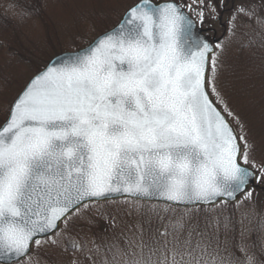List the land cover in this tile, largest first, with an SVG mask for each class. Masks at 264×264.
I'll use <instances>...</instances> for the list:
<instances>
[{
	"label": "snow or ice",
	"instance_id": "6c2138e0",
	"mask_svg": "<svg viewBox=\"0 0 264 264\" xmlns=\"http://www.w3.org/2000/svg\"><path fill=\"white\" fill-rule=\"evenodd\" d=\"M182 7L190 6L136 0L86 48L52 59L7 106L0 264L30 261L42 238L57 245L60 224L93 199L215 205L250 197L252 182L264 181V163L250 160L244 135L216 106L224 103L216 54ZM161 235L171 239L108 245L104 264H240L223 255L227 240L183 217Z\"/></svg>",
	"mask_w": 264,
	"mask_h": 264
},
{
	"label": "rangeland",
	"instance_id": "374dc122",
	"mask_svg": "<svg viewBox=\"0 0 264 264\" xmlns=\"http://www.w3.org/2000/svg\"><path fill=\"white\" fill-rule=\"evenodd\" d=\"M135 2L0 0V122L11 101L51 59L87 47L116 26ZM174 2L190 6L182 8L200 28L209 30L206 36L210 40L213 30L217 38L223 36L216 47V86L224 102L218 105L228 114L224 109L227 104L233 113L228 116L250 146V160L264 163V0ZM241 6L248 14L238 11ZM241 143L244 147V141ZM250 192V197L243 196L235 205L213 207L178 208L134 200L89 204L72 215L67 226L63 224L54 237L57 245L43 240L25 264H104L108 245L125 247L129 238L148 244L171 239L161 234L171 231V225L181 217L209 236L220 237V229L211 233L209 228L218 223L227 232L224 241L235 238L234 229L241 232L235 248L234 241L227 240L228 252L236 258L253 255L257 248L264 255V181L257 182Z\"/></svg>",
	"mask_w": 264,
	"mask_h": 264
},
{
	"label": "water",
	"instance_id": "95a60500",
	"mask_svg": "<svg viewBox=\"0 0 264 264\" xmlns=\"http://www.w3.org/2000/svg\"><path fill=\"white\" fill-rule=\"evenodd\" d=\"M183 10V9H182ZM184 11V10H183ZM185 12V11H184ZM185 14L191 18L186 12ZM192 19V18H191ZM193 23H194V30L198 32V34L204 38L206 41H208L210 43V45L212 46V49H213V52L215 53V44H217L219 42V40H213V42H210L205 36H204V31L202 29H199L197 27V24L195 23V21L192 19ZM211 56V53L209 54ZM212 99V97H211ZM213 100V99H212ZM217 106V105H216ZM218 107V106H217ZM218 109L221 111V109L218 107ZM222 112V111H221ZM222 114L224 115V113L222 112ZM225 116V115H224ZM225 118L227 119V117L225 116ZM228 120V119H227ZM229 121V120H228ZM231 123V122H230ZM231 126L235 129V127L233 126V124L231 123ZM235 132H236V135L238 136V133L235 129ZM241 145V143H240ZM242 147V145H241ZM243 148V147H242ZM256 181H253L252 182V187L255 185ZM250 189V188H249ZM247 189V191L249 190ZM244 195V194H239V199L240 197ZM127 199H133V200H138V201H142V202H147V203H157V204H167V205H171V206H174V207H178V208H192V207H211V206H214V205H208V204H196V205H188V204H174V203H171V202H167L163 199H149V200H145V199H136V198H133V197H129L127 196L126 194L125 195H116V196H113L111 199H106V200H91L89 202H87V204H91V203H106V202H111V201H118V200H127ZM238 199V200H239ZM238 200L236 202H227V203H231V204H234V203H237ZM218 204V203H217ZM216 205V204H215ZM62 226V223L60 224V228ZM43 239V238H42ZM32 250H33V247H32Z\"/></svg>",
	"mask_w": 264,
	"mask_h": 264
},
{
	"label": "trees",
	"instance_id": "16d2710c",
	"mask_svg": "<svg viewBox=\"0 0 264 264\" xmlns=\"http://www.w3.org/2000/svg\"><path fill=\"white\" fill-rule=\"evenodd\" d=\"M263 89H264V86H263ZM213 96H214V95H213ZM214 97H215V96H214ZM227 115H228V114H227ZM222 227H223V226H220L218 223H217L215 226H213V227H209V228L211 229V233H215L216 229H220L221 232H220V237H219V239H220L221 242L224 241V239H223V235H225V234L227 233L225 229H222ZM242 232H243V231H242ZM211 233H210V235H212ZM231 233H235V234H236V235H235V238H229V239H226V240L234 241V242H233V247L235 248V246L238 245L239 240H238L237 238L240 237L241 232L236 231V230L234 229L233 231H231ZM221 247L223 248V247H226V246L222 243V244H221ZM240 249H241V247H240ZM226 252L228 253V250H227ZM251 255H252V254H251ZM251 255H249V256H251ZM252 257H254L256 264H264V255L260 252L259 248L256 249V251H255V253L252 255ZM232 258H233V259H238V260L240 261V264H245L246 256H241V257H237V258H236L235 255L233 254V255H232Z\"/></svg>",
	"mask_w": 264,
	"mask_h": 264
}]
</instances>
